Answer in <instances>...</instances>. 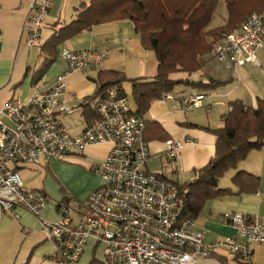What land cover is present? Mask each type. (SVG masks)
<instances>
[{
    "label": "built area",
    "instance_id": "2783aa9c",
    "mask_svg": "<svg viewBox=\"0 0 264 264\" xmlns=\"http://www.w3.org/2000/svg\"><path fill=\"white\" fill-rule=\"evenodd\" d=\"M54 0H35L25 22V42L40 45L46 17ZM264 47V14L252 13L238 32L224 33L215 40L212 55L228 67L249 61L259 63L256 52ZM61 57L67 70L50 86L35 89L27 101L11 100L0 108V221L18 218V208L39 217L47 236L55 242L61 260L72 262L84 252L90 238L107 248V260L121 264H194L214 257L221 249L230 262H247L254 243L264 244V220L259 214L225 211L223 221L235 235L208 242L194 228L195 220L184 217L185 199L179 188L158 173L149 172L150 156L145 137L146 119L134 113L120 86H111L86 101L93 114L79 134L65 127L60 114L73 112L61 98L66 77L98 64L104 54L64 47ZM167 97H172L168 94ZM205 95L195 91L184 101L199 107ZM111 142L106 158L93 165L103 180L84 201L68 197L59 206L61 220L42 216L48 200L43 190L28 189L18 170L20 164H38L42 158L65 160L81 154L88 146ZM184 146L167 142V155L177 158ZM78 211V221L70 219ZM231 264V263H226Z\"/></svg>",
    "mask_w": 264,
    "mask_h": 264
},
{
    "label": "crops",
    "instance_id": "0c3cea01",
    "mask_svg": "<svg viewBox=\"0 0 264 264\" xmlns=\"http://www.w3.org/2000/svg\"><path fill=\"white\" fill-rule=\"evenodd\" d=\"M34 1L0 0V108L11 100L27 101L35 89L50 86L68 67L60 53L50 71L37 84L33 83V73L41 60L34 63L35 58L31 55L34 47L26 45L24 27ZM83 2L89 3L90 0H54L42 35L45 33L48 39L60 26L74 19L77 8ZM71 8L73 11H70ZM64 47L75 51L94 49L104 54L98 64L73 72L65 79L67 89L61 98L73 112L60 114L59 117L73 135L79 134L94 119L85 104L88 98L96 94L97 84L93 79L101 70H122L129 78L153 77L157 74L155 54L144 48L130 20L97 24L66 41L61 50ZM256 58L259 63L249 61L240 67H228L221 62L222 66L216 71L197 72L200 76H205V73L225 82L203 93L205 98L199 107H190L184 101L196 89H189L190 92L181 95L172 93V97L165 96L152 102L143 116L147 121L145 137L150 156L146 169L149 172L161 174L178 184L195 179L197 170L215 154L216 137L208 127L223 125L222 115L229 111V102L241 99L247 105L256 106L257 98H264V47L256 52ZM128 83L132 89V83ZM170 139L184 143L177 158L167 155V142ZM111 147V142L93 144L85 152L71 154L65 160L42 158L38 164L18 165L25 186L28 189H41L47 197L48 205L42 211V216L61 220L63 216L59 206L67 202L69 196L82 202L90 192L100 187L103 180L93 170V165L104 160ZM239 167L237 169L260 177L258 191L226 195L205 203L194 219V228L203 232L208 242L222 241L235 235L233 226L223 221L225 211H241L247 216L259 214L264 220V147L252 150ZM237 169L233 170L231 178ZM227 186H233L232 181ZM78 211L70 219L73 223L78 221ZM17 212L20 215L18 218L5 215L0 221V264H121L108 261L106 245L94 238L88 240L77 260H61L55 242L47 238L39 217L24 208H18ZM251 249L252 254L247 262H230L226 251L221 249L214 257L194 264H264V244L254 243Z\"/></svg>",
    "mask_w": 264,
    "mask_h": 264
},
{
    "label": "trees",
    "instance_id": "16d2710c",
    "mask_svg": "<svg viewBox=\"0 0 264 264\" xmlns=\"http://www.w3.org/2000/svg\"><path fill=\"white\" fill-rule=\"evenodd\" d=\"M220 9L225 12V20L213 26ZM254 12L264 14V0L83 2L77 8L75 18L60 26L41 44V63L35 69L32 81L37 84L44 77L59 59V49L66 41L100 23L130 20L144 48L154 52L158 61L157 74L129 78L122 70L110 69L101 70L93 80L97 84L96 93L111 86L123 89L125 82H131L134 113L144 116L152 102L172 94L178 83L185 82L202 93L224 84V81L207 75L198 80L190 77L184 80L174 75L203 73L207 63L214 58L212 50L217 37L238 32L245 19ZM222 120V126L208 127L216 137L215 154L209 162L197 170L194 180L173 183L185 199V218L198 217L210 199L258 191L260 177L237 168L252 150L264 147V98L258 97L256 106L247 105L241 99L230 101L229 111L222 115ZM231 169H237L232 177L236 189L220 187L219 180Z\"/></svg>",
    "mask_w": 264,
    "mask_h": 264
},
{
    "label": "rangeland",
    "instance_id": "374dc122",
    "mask_svg": "<svg viewBox=\"0 0 264 264\" xmlns=\"http://www.w3.org/2000/svg\"><path fill=\"white\" fill-rule=\"evenodd\" d=\"M70 11H73V8H71ZM70 14H71V12L69 13V16H70ZM224 15H225L224 10L223 9H220L218 11L217 15H216V18H215L214 22H213V26L219 25L222 22V20L224 18ZM46 37L47 36L45 35V33H43L42 38H41L40 45L34 47L33 50H32V54L31 55L34 56V58H35L34 63H39L40 60H41V58L39 59L40 46L47 39ZM59 53H61V48L59 49ZM220 66H222L221 62L218 61L214 57L213 59H211L207 63V65L204 68V71L205 72H208L209 70L216 71V68H218ZM50 69H51V67H50ZM50 69L47 72H49ZM204 75H206V74L204 73ZM189 76H191L190 78L193 79V80L204 79V77H205V76H200L199 73H194L192 75H189V74H187L185 72H180V73H177V74L174 75L175 78H182L184 80L185 79H190ZM183 84L187 85L185 82H183ZM183 84L182 83H178L176 85L175 89H174L173 94H175V95H181L182 93H184V92L188 93V92H190L193 89L192 87H190V88L187 87L189 85L185 86ZM123 89H124L125 94L128 96V99H129L131 105L134 107V99H133V96H132V89H131L130 84L128 82H125L123 84ZM189 89H191V90H189ZM240 163L238 165V168H240L239 167L240 166ZM233 170L234 169L229 170L227 173H225V175H223L221 177V179L219 180V186L220 187H227V185H231V181H232L231 174H232ZM74 179H75V177H74ZM72 183H76V182L75 181L74 182L72 181ZM72 188L75 189V186L72 185Z\"/></svg>",
    "mask_w": 264,
    "mask_h": 264
}]
</instances>
